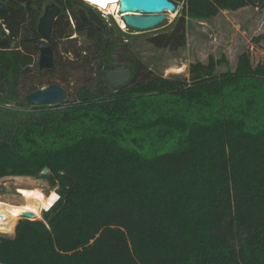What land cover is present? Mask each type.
<instances>
[{
  "label": "trees",
  "instance_id": "16d2710c",
  "mask_svg": "<svg viewBox=\"0 0 264 264\" xmlns=\"http://www.w3.org/2000/svg\"><path fill=\"white\" fill-rule=\"evenodd\" d=\"M2 1L0 178H44L60 198L43 219H20L16 235L18 219L0 229V264H264V64L243 52L235 70L217 74L211 57L192 63L189 77L166 78L122 58V31L83 0ZM172 1L184 2L172 30L148 38L171 50L186 44L187 17L264 5ZM47 2L61 8L50 44L56 51L67 38L73 57L41 70L30 39L41 37ZM75 32L88 45H72ZM118 63L134 75L109 92L103 68ZM61 67L91 69L95 82L59 105L21 98L23 78L31 92Z\"/></svg>",
  "mask_w": 264,
  "mask_h": 264
},
{
  "label": "rangeland",
  "instance_id": "374dc122",
  "mask_svg": "<svg viewBox=\"0 0 264 264\" xmlns=\"http://www.w3.org/2000/svg\"><path fill=\"white\" fill-rule=\"evenodd\" d=\"M85 1L89 3L88 0ZM93 8L100 11L96 6ZM183 8L184 2L180 1L175 12L164 13L166 17L163 22L156 27L145 30L133 29L128 26L126 28L121 27L114 14L106 13L109 26L117 25L122 31L115 34L121 44H126L120 51L122 58H138L153 74L162 75L166 78L189 77V69L192 63L200 61L208 64L211 57L217 63V74L227 70H235L239 55L243 52L250 54L254 65L264 64V5L245 6L238 10L223 9L210 19L187 17V41L185 46L177 50L159 48L150 43L148 41L150 36L172 30L176 20L182 14ZM68 16L72 28H74L75 20L70 12ZM73 37H77V41H73L72 45L81 46L89 43L83 34L75 32L71 38ZM66 39L59 41L55 51V59L60 58L63 64L73 57L70 52H66L69 44ZM39 56L40 53L35 56L37 66L39 65ZM34 72L35 69L32 73ZM55 77L54 83L64 86L72 95L70 99L75 98V92L81 85L86 82H95L96 79L95 72H92L91 69L72 71L62 67L57 70ZM29 79H22L21 98L28 93ZM34 82L38 83L37 80ZM9 107L16 108L17 106L12 103ZM21 187H40L46 194L52 190L57 192V188L52 187L49 181L44 178L18 176L0 178V196L3 199L7 198L11 202L15 201V203L23 202L19 193ZM44 212L45 210L41 212V217L31 219H43ZM21 215L11 218L10 221H7L6 227L3 228L11 227L13 222L18 219L15 225L16 235L18 221L23 218Z\"/></svg>",
  "mask_w": 264,
  "mask_h": 264
},
{
  "label": "water",
  "instance_id": "95a60500",
  "mask_svg": "<svg viewBox=\"0 0 264 264\" xmlns=\"http://www.w3.org/2000/svg\"><path fill=\"white\" fill-rule=\"evenodd\" d=\"M88 5L92 4L83 0ZM96 6V5H95ZM97 7V6H96ZM176 4L172 0H120L119 10L122 20L127 26L145 30L158 26L165 19L164 12L175 10ZM81 18L85 23H89L85 10H79ZM6 12V4L0 0V17ZM61 12V8L54 2L45 4L44 12L38 23V31L41 35L39 38H32L30 41L39 50V68L53 69L55 67V50L50 44V37L53 33L54 23ZM4 48L7 42L2 43ZM15 47V41L11 43ZM134 72L130 65L118 63L103 68V85L109 92L128 84L133 78ZM70 98L69 91L58 83H53L40 89L28 92L25 95L26 102L30 105H59L68 101ZM49 168L45 167L42 174L49 173ZM46 211V210H45ZM34 213L31 211L24 212L23 218H33Z\"/></svg>",
  "mask_w": 264,
  "mask_h": 264
},
{
  "label": "bare ground",
  "instance_id": "6f19581e",
  "mask_svg": "<svg viewBox=\"0 0 264 264\" xmlns=\"http://www.w3.org/2000/svg\"><path fill=\"white\" fill-rule=\"evenodd\" d=\"M117 1L118 0H114L113 2L112 0V3L106 5V9L108 13H112L115 15L121 27L126 28L127 25L124 22V20H122V15L119 10L120 0L118 2ZM90 4H92L93 6L97 5L94 3H90ZM175 11L176 9L172 11L168 10L167 12L164 13L175 12ZM19 193L21 194V197L23 199V202L20 203H15V201L11 202L7 198L3 199L0 196V229H4L3 227H6V225L8 224L7 221H10L11 218L21 215L26 211L33 212L35 214L34 217L36 218L41 217V212L43 210L51 209L59 198V194L55 190H52L51 192H49V194H46L44 190L40 187H21Z\"/></svg>",
  "mask_w": 264,
  "mask_h": 264
},
{
  "label": "snow or ice",
  "instance_id": "6c2138e0",
  "mask_svg": "<svg viewBox=\"0 0 264 264\" xmlns=\"http://www.w3.org/2000/svg\"><path fill=\"white\" fill-rule=\"evenodd\" d=\"M90 3L97 4L98 6L103 7L105 5V0H89ZM114 2V0H113Z\"/></svg>",
  "mask_w": 264,
  "mask_h": 264
},
{
  "label": "crops",
  "instance_id": "0c3cea01",
  "mask_svg": "<svg viewBox=\"0 0 264 264\" xmlns=\"http://www.w3.org/2000/svg\"><path fill=\"white\" fill-rule=\"evenodd\" d=\"M18 177H23V176H18ZM26 178H30V177H26Z\"/></svg>",
  "mask_w": 264,
  "mask_h": 264
},
{
  "label": "flooded vegetation",
  "instance_id": "af4514ba",
  "mask_svg": "<svg viewBox=\"0 0 264 264\" xmlns=\"http://www.w3.org/2000/svg\"><path fill=\"white\" fill-rule=\"evenodd\" d=\"M1 1H2V0H1ZM3 2H4V1H3ZM44 8H45V7H44ZM13 41H15V40H13ZM13 41H12V42H13Z\"/></svg>",
  "mask_w": 264,
  "mask_h": 264
},
{
  "label": "built area",
  "instance_id": "2783aa9c",
  "mask_svg": "<svg viewBox=\"0 0 264 264\" xmlns=\"http://www.w3.org/2000/svg\"><path fill=\"white\" fill-rule=\"evenodd\" d=\"M19 191H20V190H19ZM59 198H60V195H59ZM59 198H58V199H59Z\"/></svg>",
  "mask_w": 264,
  "mask_h": 264
}]
</instances>
